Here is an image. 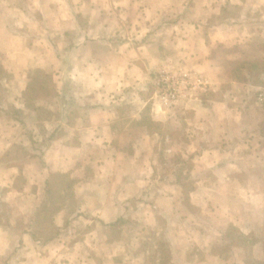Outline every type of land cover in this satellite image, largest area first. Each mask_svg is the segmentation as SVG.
Wrapping results in <instances>:
<instances>
[{
	"label": "crops",
	"instance_id": "crops-1",
	"mask_svg": "<svg viewBox=\"0 0 264 264\" xmlns=\"http://www.w3.org/2000/svg\"><path fill=\"white\" fill-rule=\"evenodd\" d=\"M236 59L264 60V0H0V264L100 255L85 248L91 229L120 240L113 226L122 232L132 201L142 213L152 194L171 224L169 202L187 192L221 234L250 225L244 208L264 215L260 85L225 72ZM162 69L199 72L212 91L165 108L154 84ZM208 193L245 196L217 208Z\"/></svg>",
	"mask_w": 264,
	"mask_h": 264
},
{
	"label": "rangeland",
	"instance_id": "rangeland-1",
	"mask_svg": "<svg viewBox=\"0 0 264 264\" xmlns=\"http://www.w3.org/2000/svg\"><path fill=\"white\" fill-rule=\"evenodd\" d=\"M227 4V3H225ZM226 8V7H225ZM230 12H234L236 6H229ZM237 55V54H236ZM235 55V57H236ZM236 63L227 64L223 67L227 74H232L233 76L239 79V75L242 76L246 72V68H239L241 65L240 59H236ZM263 78V77H262ZM241 82V81H240ZM264 83V78L262 82L258 85L260 87ZM258 95V93H256ZM259 102V101H258ZM262 111L264 112V104H261ZM166 147L163 145L156 148L158 161L160 164V170L167 172L172 166V163L164 161ZM174 163L179 165L178 157H175ZM192 168L191 164L188 168ZM183 167H178L181 170ZM187 168V167H186ZM161 173L160 178H167L166 173ZM177 174V172H176ZM181 176H175V179ZM182 178V177H181ZM187 179L182 178V180ZM205 179L208 183H214L217 178L213 176H206ZM195 177L188 178V181H185V189L189 190L195 186ZM57 190L59 186H56ZM59 191L51 194L50 198L53 202H62L63 198L61 195H58ZM150 195V194H149ZM155 194H152L150 197L143 199L142 203L144 207L148 205V209H143L142 213H139V208L135 206V201H132L133 207L128 211V217L132 218V221L119 231L118 226H113L111 230L113 238H122L118 241L112 242H103L104 232L100 228H92L91 234L86 236L90 241H87L85 248L92 254L93 252H100V255L90 256L84 255L79 263L78 261L71 264H87V259L89 258L94 264H256V261L264 259L263 245L262 243L250 244V238H248L247 244L239 247H227V242L223 238L221 240H215L218 236L222 237L223 233L226 232L227 226L224 227L222 234L220 231L216 230V226L212 225V210H197L193 207L192 203L187 200V192L179 193L175 195L170 203V209L172 208V213L170 215L171 224L168 221V217H165L158 213L159 210L153 205ZM219 195H214L212 193L206 194L208 203L213 204L214 206L220 207L229 200V197L233 196H245V193L242 194H229L228 199L225 196L217 198ZM184 197L186 199H184ZM183 198L184 200H182ZM66 199V198H65ZM70 201L72 198H68ZM62 200V201H61ZM152 200V201H151ZM235 202V201H234ZM236 203H240L236 200ZM166 204V202H165ZM173 206H172V205ZM143 207V208H144ZM149 207L151 209H149ZM217 208H214L213 211H216ZM248 220L251 222L250 225H244V234L250 235L255 234L249 233L250 229L253 227H259L257 235L262 240L264 239V225L262 216L257 212H252L251 210L244 208ZM242 214V213H240ZM47 215V214H44ZM140 217L141 222L135 223V218ZM245 216V217H246ZM260 220V221H259ZM132 222V223H131ZM259 225V226H257ZM205 226H211L212 231H206ZM51 227V226H50ZM50 230L42 229L40 232V237L48 238ZM206 231V232H205ZM122 234H121V233ZM125 233V235H123ZM200 233L202 237L200 236ZM233 235V234H232ZM85 237V238H86ZM249 243V244H248ZM83 248V247H82ZM170 252H174L175 259L172 256H169ZM181 253V254H178ZM138 254V255H137ZM186 256L190 255L191 259H187L185 262ZM62 261L67 260L66 257H62Z\"/></svg>",
	"mask_w": 264,
	"mask_h": 264
},
{
	"label": "built area",
	"instance_id": "built-area-1",
	"mask_svg": "<svg viewBox=\"0 0 264 264\" xmlns=\"http://www.w3.org/2000/svg\"><path fill=\"white\" fill-rule=\"evenodd\" d=\"M156 96L165 108H173L187 97L197 94L208 96L212 91L209 81L199 72L193 70L162 69L154 77ZM258 101L264 104V83L258 91Z\"/></svg>",
	"mask_w": 264,
	"mask_h": 264
},
{
	"label": "trees",
	"instance_id": "trees-1",
	"mask_svg": "<svg viewBox=\"0 0 264 264\" xmlns=\"http://www.w3.org/2000/svg\"><path fill=\"white\" fill-rule=\"evenodd\" d=\"M241 66L239 67L240 69L246 68L244 75L242 74L239 75V81L241 82H252L259 84L263 80L264 76V60H259V61H250V62H242L240 64ZM3 68L0 66V74L2 73ZM40 76L35 75V80L32 84V88L34 90L41 89L42 84H41ZM47 211V210H46ZM118 224V221L114 223L113 225ZM226 232L223 233L222 238L227 242V247H239V246H244L248 242V238H250V244H257V243H262L263 249H264V239L262 240V237L260 238L257 234H250L246 235L244 234L239 228L236 226L229 224L227 228L225 229ZM233 234V235H232ZM248 243V244H249ZM264 253V250H263ZM256 264H264V259L256 261Z\"/></svg>",
	"mask_w": 264,
	"mask_h": 264
}]
</instances>
